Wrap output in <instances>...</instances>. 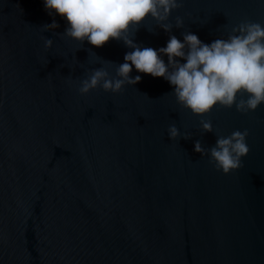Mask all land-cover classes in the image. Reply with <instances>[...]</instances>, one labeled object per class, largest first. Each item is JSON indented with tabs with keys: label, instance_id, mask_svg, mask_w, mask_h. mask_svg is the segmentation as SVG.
I'll use <instances>...</instances> for the list:
<instances>
[{
	"label": "water",
	"instance_id": "1",
	"mask_svg": "<svg viewBox=\"0 0 264 264\" xmlns=\"http://www.w3.org/2000/svg\"><path fill=\"white\" fill-rule=\"evenodd\" d=\"M179 2L171 32L149 15L128 36L158 50L170 35L210 44L242 21L264 26V0ZM67 26L44 0H0V264H264V102L196 115L134 66L135 85L81 94L94 69L118 78L134 49L81 43ZM245 129L250 150L227 174L194 151Z\"/></svg>",
	"mask_w": 264,
	"mask_h": 264
},
{
	"label": "clouds",
	"instance_id": "2",
	"mask_svg": "<svg viewBox=\"0 0 264 264\" xmlns=\"http://www.w3.org/2000/svg\"><path fill=\"white\" fill-rule=\"evenodd\" d=\"M49 15L53 12L67 21L63 33L83 43L103 47L110 40H122L134 49L124 56V63L116 69L111 78L105 68L94 69L89 77L81 81L79 91L88 93L98 86L105 91L119 92L127 84L135 85L141 76H130L133 66L140 73L163 77L174 86L178 103L204 116L217 104L242 113L254 111L264 102V26L260 23L242 21L232 28L227 39H216L210 44L202 42L196 34L183 33V41L170 35L166 47L158 50L141 48L128 36L131 26H139L149 15L165 32H171V25L165 23L173 9L179 8V0H44ZM183 21L176 18V26ZM55 29L59 24L53 20L44 25ZM138 30V27L137 29ZM238 33V34H237ZM53 41L47 39L45 47ZM168 57L167 64L162 55ZM176 58H182L181 63ZM247 94V99L237 101L238 94ZM204 132H212L210 120L201 119ZM170 139H176L180 132L175 125L168 128ZM248 130L233 131L229 136H219L210 149L202 147L201 141L194 143V151L201 155L210 152L215 167L227 174L242 167L241 158L249 152L246 143ZM190 138L185 135L184 139Z\"/></svg>",
	"mask_w": 264,
	"mask_h": 264
}]
</instances>
